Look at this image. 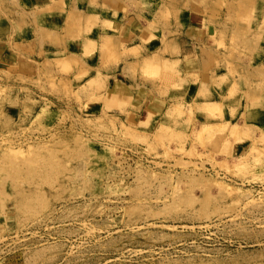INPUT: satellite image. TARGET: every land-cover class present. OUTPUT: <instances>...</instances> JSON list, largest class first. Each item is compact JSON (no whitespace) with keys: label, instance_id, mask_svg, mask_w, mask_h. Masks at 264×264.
Wrapping results in <instances>:
<instances>
[{"label":"rangeland","instance_id":"obj_1","mask_svg":"<svg viewBox=\"0 0 264 264\" xmlns=\"http://www.w3.org/2000/svg\"><path fill=\"white\" fill-rule=\"evenodd\" d=\"M70 1L0 0V264H264V0H91L149 35L82 55L104 24ZM184 33L210 96L178 85Z\"/></svg>","mask_w":264,"mask_h":264},{"label":"crops","instance_id":"obj_2","mask_svg":"<svg viewBox=\"0 0 264 264\" xmlns=\"http://www.w3.org/2000/svg\"><path fill=\"white\" fill-rule=\"evenodd\" d=\"M55 1L57 2V0ZM90 1L91 0L84 5L77 4L76 8L78 13H83L85 16L91 15L94 16V18L99 16L101 17L100 21L103 22L104 25L103 27L94 29L93 35L89 36V38H86V36L82 37L81 48L78 50L77 54L82 55V46H84L85 40L97 43V47L100 49V44L104 42V40L101 42V38L105 39L106 37H111L112 40L118 39V43L121 45L123 44L128 51H132L137 47H144L143 43L148 37L149 31L147 24L140 20L138 16L116 10H109L107 12V15L109 16H106L103 14L100 7H91ZM73 3V1L68 0L67 11L72 9ZM113 23L116 25L111 27ZM48 27L50 32L54 31V33H59L63 36L66 24L62 22L60 25H52ZM1 34L0 31V58L8 53L6 50L7 43H5L6 41L3 40L4 37H1ZM13 34L14 39L16 40V45H22L20 46V49L16 48V63L20 56L34 57L29 51H26L24 47H32V42L36 39L35 33H32L29 39L22 38L17 31ZM152 45L153 43L150 46ZM201 48L202 47H200L198 42L188 34L184 33L173 39L172 44L169 47L168 60L176 66L178 85L182 86L184 90H188V92L191 91L193 93L203 94L204 96H210L212 92L214 93V77L210 73H204V56L199 51ZM67 49L72 53V47L70 45H68ZM158 50H161V46H159ZM126 61L132 63L135 60L132 57H127ZM116 80H118V78H114V82L112 83L113 86L116 84Z\"/></svg>","mask_w":264,"mask_h":264},{"label":"bare ground","instance_id":"obj_3","mask_svg":"<svg viewBox=\"0 0 264 264\" xmlns=\"http://www.w3.org/2000/svg\"><path fill=\"white\" fill-rule=\"evenodd\" d=\"M82 16V15H81ZM81 16H79V17H81ZM87 16H90V15H87ZM86 16V17H87ZM93 17V16H92ZM89 18H91V16L89 17ZM80 19V18H79ZM81 19H82V17H81ZM83 19H84V17H83ZM83 19L81 20V21H83ZM88 21H90L89 19H87ZM119 82V81H118ZM116 86V85H115ZM118 86V85H117ZM124 86V85H123ZM120 87V86H119Z\"/></svg>","mask_w":264,"mask_h":264}]
</instances>
